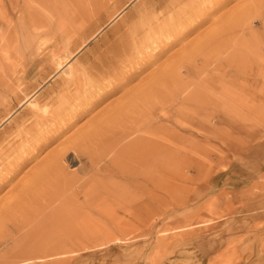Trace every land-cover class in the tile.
Wrapping results in <instances>:
<instances>
[{
  "label": "rangeland",
  "instance_id": "374dc122",
  "mask_svg": "<svg viewBox=\"0 0 264 264\" xmlns=\"http://www.w3.org/2000/svg\"><path fill=\"white\" fill-rule=\"evenodd\" d=\"M23 1L0 0V264H264V0H192L166 17L164 26L176 30L181 22L176 31L185 33L171 47L161 44L165 52L156 59L136 53L149 40L132 32L158 26L160 4L179 0ZM247 5L254 27L251 33L241 27L235 46L221 43L217 54L225 61L197 60L170 74L161 85L165 91L156 87L160 99L172 85L176 90V82L198 90L185 121L165 122L171 134L186 138L181 174L164 172L161 188L124 187L106 148L123 120L116 106L129 104L130 94L148 87L169 64L202 53L205 36L210 46L218 25ZM127 42L132 50L120 66L99 64ZM209 46L208 57L214 53ZM68 55L76 65L72 78L64 74L67 67L58 70ZM89 62H98L97 69ZM126 77L125 87L113 88ZM40 87L34 100L48 109L39 116L26 100ZM175 97L181 104L182 96ZM5 111L13 116L4 123ZM157 113L161 122L179 115L169 108Z\"/></svg>",
  "mask_w": 264,
  "mask_h": 264
},
{
  "label": "bare ground",
  "instance_id": "6f19581e",
  "mask_svg": "<svg viewBox=\"0 0 264 264\" xmlns=\"http://www.w3.org/2000/svg\"><path fill=\"white\" fill-rule=\"evenodd\" d=\"M23 1V0H22ZM32 1V0H30ZM40 1V0H39ZM86 1V0H85ZM91 1V3H93V1L95 0H89ZM135 1V0H134ZM156 1V0H155ZM192 0H179V1H176V2H172V1H168L165 5L163 3H161L160 5H163L161 8V11L159 12V14H157L158 16L161 14V16H159L155 21L153 20V24L154 22L158 24V26L154 27L152 25H149V27L147 29H139L140 31H134L132 32V35H134L135 37V33L136 34H139V32H142V38H146L147 40H149V43L147 46H142L140 48H138V50L136 51L139 52L140 54H145L147 55L149 58H154L156 59L157 57H159L163 52L162 50L164 51V49L162 48L161 44L163 45H166V48L168 47H171L173 46V44L177 43L180 39V37L182 36V34H184L182 31H176L178 26H183L181 22H179L176 26H173L176 28V30L172 29V28H168L170 26H164L166 24L165 22V19L167 16L171 15V14H174L175 15V12L176 10H180V9H185V7L189 4V2H191ZM217 1V0H216ZM229 0H225L224 3L228 2ZM19 2V0H18ZM24 2V1H23ZM164 2V0H163ZM213 3L214 0L212 1ZM165 3V2H164ZM210 3V2H209ZM221 3V2H220ZM27 4V3H26ZM64 4V3H63ZM100 4H101V1H100ZM155 4V3H154ZM217 4V3H215ZM130 4L126 5L123 9H121V11H119L114 17L111 18V20L107 23V26L112 24L113 22H115L121 15L122 13H124L125 9L128 8ZM211 5V4H210ZM214 5V4H213ZM48 6V5H47ZM86 6V5H85ZM159 6V5H158ZM218 6V5H217ZM245 6V5H244ZM242 9H240V12L239 13H233L232 16L230 14V17L228 19H226V21H222L220 23V28L221 31H219V28H217L215 30V32H220V33H217L215 36L211 37L210 38V43L211 45L209 46V44H207L208 42V37L209 35H206V39L207 41H203L201 45L202 47H207V49L205 50L204 48L201 47V49L203 50L202 53H196V54H191L190 56H185V57H182L178 60L177 63H173L172 65L169 64V66L167 68H165L158 76L156 75L153 79H151L149 82H148V87L146 86L145 89H141V90H134L133 93L130 94V103L129 104H124V101L120 102L116 107L119 108L120 111H122L124 114H122L123 116V120H121L120 122V126L116 127L115 131H112L111 132V136L109 138V140L107 141V147L106 148H109V152L112 154V157L110 158L111 162L113 163V167H115V170H116V174L119 175L121 177V180L123 182V186L124 187H132V188H142V189H145L148 185H151L153 186L154 188H158L161 186V183H159V179L158 177L160 175H164L163 173L164 172H167V173H177V174H181V172L183 171V168H185V165H186V160H187V144H186V138H182V139H178L176 134L177 132L171 134V128L169 125H166V123L168 124H171L173 125L174 123H180L185 121L184 119H186L188 116H189V113H188V110L187 109V105L188 104V100L191 99V97L194 96L195 92L197 93L198 90H196L195 92H192L189 88V85L188 83L185 81V82H182V83H177L178 84V87H176V90H175V85L171 86L170 89L168 91H170V93L168 94V96L165 98V99H160L158 98V94L155 93V90L157 89L156 87H161V85H163V83L169 79H171V76L170 74L172 75V73L175 74V70L176 73H178V71L182 68H187V66H192L194 65L195 63H197L196 61L197 60H201L202 62H205V60L207 61L208 60V63L210 61L212 62H222V61H225L226 60V57L224 56H221V55H218L217 53H220L222 51V45L221 43H227L228 45H231V46H235L236 42L239 43L238 39H236L237 37H235L236 33H239L240 32V28L243 27L246 29L247 32H250L252 31V28L254 27L252 25V22H251V15H252V12L251 10H253L251 8V6L247 5L246 7H244ZM93 7V6H92ZM212 7V6H211ZM210 7V8H211ZM28 8V7H27ZM156 8V7H155ZM82 9V8H81ZM216 7L213 9L215 10ZM218 9V8H217ZM155 12H156V9H154ZM159 10V9H158ZM203 10V9H202ZM201 10L200 13L196 14V16L199 18L202 16V13L203 11ZM211 10V9H210ZM212 10V11H213ZM219 10V9H218ZM264 10V9H263ZM181 11V10H180ZM185 11V10H184ZM211 12V11H210ZM209 12V13H210ZM27 13V12H26ZM35 13V12H34ZM197 13V12H196ZM206 13V12H205ZM23 14V13H21ZM31 14V13H30ZM29 14V16H31ZM156 14V13H155ZM179 14V13H178ZM181 14V12H180ZM207 14V13H206ZM213 13H211L210 15H212ZM216 14V13H215ZM42 15V14H41ZM64 15V14H63ZM34 16V15H33ZM32 16V17H33ZM180 16V15H179ZM205 16V15H204ZM235 16H239V17H242V20L244 19V23L242 24V20L240 21H234V17ZM27 17V16H26ZM37 17V16H36ZM47 17V16H46ZM171 17V16H169ZM193 17V20H195L194 16ZM23 18V17H22ZM28 18V17H27ZM31 18V17H30ZM29 18V19H30ZM161 18L163 21H161ZM177 18V17H176ZM180 18V17H179ZM237 18V17H236ZM32 19V18H31ZM37 19V18H36ZM40 19V18H39ZM43 19V18H42ZM192 18H189V20H186L187 22H193L191 20ZM197 19V18H196ZM34 20V19H32ZM49 20V19H48ZM152 20V19H151ZM149 20V21H151ZM178 20V19H177ZM176 20V21H177ZM200 20V18L198 19ZM38 21V20H37ZM160 21H161V25L159 26L160 24ZM234 21V22H233ZM31 22V21H30ZM29 22V23H30ZM34 22V21H32ZM63 22V21H62ZM195 22V21H194ZM193 22V23H194ZM26 23V22H25ZM35 23V22H34ZM67 23V22H66ZM69 23V22H68ZM71 23V22H70ZM74 23V22H73ZM126 23H127V20H126ZM124 23V24H126ZM132 23V22H131ZM150 23V22H149ZM192 23V26L194 25ZM196 23V22H195ZM200 23V22H199ZM246 23V24H245ZM23 24V23H21ZM31 24V23H30ZM151 24V23H150ZM190 24V23H189ZM198 24V23H197ZM7 25H10V24H7ZM37 25V24H36ZM35 25V27H36ZM131 25V24H130ZM169 25V23L167 24ZM191 25V24H190ZM26 26V25H25ZM43 26L45 27V25L43 24ZM48 26V24H47ZM46 26V27H47ZM195 26V25H194ZM23 27V25L21 26ZM30 27V26H29ZM28 27V29H29ZM32 27V26H31ZM34 27V29H35ZM120 27V26H119ZM125 27V26H124ZM123 27V29H124ZM132 27V26H131ZM139 27V26H138ZM172 27V25H171ZM188 27V25H187ZM186 27V28H187ZM27 28V27H26ZM25 28V30H26ZM127 28V27H125ZM145 28V27H144ZM183 28V27H182ZM242 28V30H243ZM19 29V28H18ZM23 29V28H22ZM121 28V30H123ZM132 29V28H131ZM126 30V29H125ZM128 30V29H127ZM126 30V31H127ZM172 30H174L172 32ZM181 30V29H180ZM185 30V29H184ZM218 30V31H217ZM19 31H22V30H19ZM87 31V30H86ZM100 31V30H99ZM98 31V32H99ZM119 31V30H118ZM126 31L124 33H126ZM225 31H229V34L228 36L224 37L223 34L225 33ZM31 32V31H30ZM96 32V31H95ZM97 32V33H98ZM128 32V31H127ZM188 32V31H187ZM84 33L86 32H83L82 35H84ZM100 33V32H99ZM98 33V34H99ZM130 33V32H128ZM214 33V31H213ZM94 34V33H93ZM97 34V35H98ZM210 34V33H208ZM52 35V34H51ZM81 35V34H80ZM95 35V34H94ZM117 35V34H116ZM122 35V34H121ZM125 35V34H124ZM130 35V34H128ZM211 35V34H210ZM115 36V35H114ZM112 36V37H114ZM119 36V35H118ZM123 36V35H122ZM131 36V35H130ZM129 36V37H130ZM80 37V36H79ZM89 37V36H88ZM94 37V36H92ZM127 37V36H125ZM128 37V38H129ZM163 37L166 38V40L164 41L163 40ZM184 37V36H183ZM36 38V36H35ZM122 38V37H121ZM136 38V37H135ZM140 37V39H142ZM83 40L82 38H79V40ZM91 39V38H90ZM123 39V38H122ZM131 39V38H130ZM112 40V38H111ZM111 40H109L108 42H110ZM118 40V39H117ZM138 40V39H137ZM136 40V41H137ZM144 40V39H143ZM119 41H123L121 39H119ZM126 40H124L123 42H125ZM134 41V40H132ZM131 41V42H132ZM135 41V42H136ZM145 41V40H144ZM227 41V42H226ZM77 42V41H76ZM83 42V41H82ZM88 42V41H87ZM107 42V43H108ZM118 42V41H117ZM244 42V40H243ZM242 42V43H243ZM245 42H247L245 40ZM78 43V42H77ZM106 43V44H107ZM119 43V42H118ZM209 43V42H208ZM241 43V44H242ZM85 44V43H84ZM110 44V43H109ZM115 44V42H114ZM117 44V43H116ZM120 44V43H119ZM76 45V43L74 44ZM81 45V43H80ZM113 45V44H112ZM121 45V44H120ZM136 47L137 45L134 44ZM224 45V44H223ZM70 46V45H69ZM106 46V45H105ZM111 46V45H110ZM109 46V47H110ZM122 46V45H121ZM131 46V45H130ZM128 45V42L124 45L123 43V48H119V46L115 47L116 48H112L113 50H115L112 54L110 58L108 57L107 58V62L105 60H102V59H99L98 61H100V65H109L110 67H113L116 65V67L120 64H118V60L120 59L121 63L122 61V58H123V55H126L129 51L131 53V47ZM140 46V45H139ZM208 46H209V51H212L214 50V53H212V55H210V57L207 56V50H208ZM251 46V45H250ZM73 47V46H72ZM112 47V46H111ZM110 47V48H111ZM75 48V47H74ZM73 48V49H74ZM79 48V47H78ZM104 48V47H103ZM133 48V47H132ZM69 49V48H68ZM81 49V48H79ZM97 49V48H96ZM100 49V48H99ZM106 49V48H105ZM112 50V51H113ZM168 50V49H167ZM183 50V49H182ZM185 50L187 51L188 48L185 47ZM205 50V51H204ZM227 50V48H226ZM69 51V50H67ZM71 51H72V48H71ZM80 51V50H79ZM102 51V50H100ZM108 51V50H106ZM111 51V50H110ZM111 51V52H112ZM74 52V51H72ZM94 52V51H93ZM99 52V51H98ZM109 52V51H108ZM107 52V53H108ZM135 52V51H134ZM165 52V51H164ZM79 53V52H78ZM92 53V51H91ZM106 53V54H107ZM76 54V53H75ZM90 54V53H89ZM95 54V53H94ZM93 54V55H94ZM104 54V53H103ZM188 54V53H187ZM218 56H217V55ZM72 55V54H71ZM77 55V54H76ZM91 55V54H90ZM92 55V56H93ZM98 55L97 53L95 54V56ZM129 55V54H127ZM135 55V54H134ZM216 55V56H214ZM108 56V54H107ZM131 56V55H130ZM133 56V55H132ZM137 56H139L137 54ZM74 57V56H73ZM96 57H99V56H96ZM95 57V58H96ZM104 57V56H103ZM106 57V55H105ZM125 57V56H124ZM129 57V56H128ZM128 57H125L128 59ZM199 57V58H198ZM72 59V56L70 57V55L67 56V59L65 61H56L58 62V65H59V68L58 70L60 69H64L65 67H67L64 71V74L67 76V77H73V74H74V71H75V66L73 64H71V59ZM88 58V57H87ZM100 58V57H99ZM144 58V57H143ZM146 58V56H145ZM59 59V58H58ZM70 59V60H69ZM97 59V58H96ZM105 59V58H103ZM92 60V59H91ZM132 60V68L134 67L133 64H134V60ZM141 61L143 59H140ZM214 60V61H213ZM217 60V61H215ZM220 60V61H218ZM88 61V60H87ZM90 61V59H89ZM137 61V60H136ZM140 61V62H141ZM175 61V60H174ZM173 61V62H174ZM181 61V62H180ZM200 61V62H201ZM84 62V61H83ZM95 62V60L93 61ZM91 63L89 62L88 64H92L90 67L92 68H96L98 67V62L97 63ZM106 62V63H105ZM128 62V61H127ZM144 62V61H143ZM129 63V62H128ZM127 63V64H128ZM139 63V61H138ZM118 64V65H117ZM125 64V63H124ZM123 64V65H124ZM198 64V63H197ZM57 65V67H58ZM130 65V64H129ZM138 65V64H137ZM141 65V64H140ZM81 66V64H80ZM136 66V65H135ZM142 66V65H141ZM109 67V68H110ZM128 67V66H127ZM131 66H129L130 68ZM83 68V67H82ZM92 68H90V70H92ZM102 68V67H101ZM107 68V69H109ZM120 68H123L122 66ZM131 68V69H132ZM80 69V68H79ZM88 69V68H87ZM111 69V68H110ZM134 69V68H133ZM83 70V69H82ZM117 70V68H116ZM122 70V69H121ZM135 70V69H134ZM138 70V69H137ZM187 70V69H186ZM77 71V70H76ZM98 71V70H97ZM118 71V70H117ZM140 71V70H139ZM104 71L100 72V73H103ZM107 72V73H106ZM110 72L112 73V70H110ZM109 71H105V75L108 74L107 77H109V75L111 76ZM125 72V71H124ZM130 73V71H128ZM88 73V72H87ZM91 73V71L89 72V74ZM95 73V72H93ZM92 73V75H93ZM116 73V72H115ZM114 73V74H115ZM132 71H131V75H132ZM136 74V72H134ZM113 74V75H114ZM125 74H128V73H125ZM95 75V74H94ZM102 75V74H100ZM121 75V74H120ZM129 75V74H128ZM130 75V76H131ZM176 75V74H175ZM178 75V74H177ZM54 76V75H53ZM97 76V74H96ZM103 76V75H102ZM127 76V75H126ZM133 76V75H132ZM52 77V75H51ZM101 77V76H100ZM99 77V78H100ZM104 78L102 79H106L105 76H103ZM123 77V76H122ZM159 77V80H157V78ZM174 78V76H172ZM93 78V77H92ZM98 80H101L99 79ZM127 78V77H126ZM132 78V77H131ZM111 79V78H110ZM117 79V78H116ZM114 79V80H116ZM119 79V78H118ZM117 79V80H118ZM124 79V78H122ZM130 79V78H129ZM162 79V81H160ZM175 79V78H174ZM201 79H203L201 77ZM75 80V79H74ZM103 80V81H104ZM113 80V79H111ZM109 81V82H112V81ZM116 80V81H117ZM125 80V79H124ZM102 81V80H101ZM128 78L124 81V82H118L115 86L113 87L114 89H120V87H123L124 85L127 84L128 82ZM160 81V82H159ZM77 82L80 83V81L77 80ZM159 82V83H158ZM65 83V88L69 89L70 88V80H66L64 81ZM78 83V84H79ZM114 83V81H113ZM169 83V82H168ZM166 83V86L169 84ZM77 84V83H76ZM109 84V83H108ZM91 85V84H90ZM101 85V84H100ZM111 85V84H109ZM107 86L110 88V86ZM113 85V84H112ZM202 85V84H201ZM82 86V85H81ZM92 86V85H91ZM102 86V85H101ZM125 87V86H124ZM80 88V87H78ZM163 89V87H161ZM173 88V89H172ZM42 89V87H40L39 89H37L34 93H32L26 100V103H28L33 109L34 111H36V115H39V113H43L45 114L47 109L48 108H43V107H40L38 105V103L34 100V98L38 95L39 91ZM96 89V87H95ZM98 90H100L101 88H97ZM104 89V88H103ZM107 89V88H106ZM112 89V88H111ZM195 89V88H194ZM197 89V88H196ZM201 89V87L199 88V90ZM94 90V89H93ZM110 90V89H109ZM164 90V89H163ZM95 91V90H94ZM103 91V90H102ZM165 91V90H164ZM80 93V92H79ZM163 93V92H162ZM176 93H179L181 96H182V99H181V104H178L177 102L179 101L178 99H176ZM74 95V94H73ZM133 95V96H131ZM98 97V96H97ZM97 99V98H96ZM93 100V99H92ZM95 100V99H94ZM91 101V100H90ZM140 101H141V104H140ZM191 101V100H190ZM88 102V101H87ZM136 108L133 107L134 104H136ZM145 103V105H150L149 106V109L143 105ZM82 104V103H81ZM89 104V103H88ZM195 104V103H194ZM199 104H201L202 106L204 105V102L202 100L199 101ZM196 106V105H195ZM49 107V106H48ZM197 107V106H196ZM160 108V110L162 109H175L179 112V115L174 118L173 120H171V117L169 116L168 117V121H163L161 122L162 119H159V115L157 113L158 109ZM78 109V108H77ZM7 111V110H6ZM5 111V112H6ZM195 111V110H193ZM102 112V111H101ZM128 114H127V113ZM160 112V111H159ZM50 113V112H49ZM161 113V112H160ZM191 113V112H190ZM196 113V111H195ZM1 114V113H0ZM6 114L4 117H2V121L5 123L6 121H8L10 118H12L13 116V113L12 112H9ZM53 114V113H52ZM114 114V113H113ZM115 115V114H114ZM161 115V114H160ZM40 116V115H39ZM50 116H53V115H50ZM110 116V115H109ZM51 118V117H50ZM55 118V117H53ZM70 118V117H69ZM192 118V117H191ZM116 120V119H115ZM110 121V120H109ZM118 121V120H116ZM115 122V121H114ZM111 123V122H110ZM113 123V121H112ZM107 125V123H105ZM57 126V125H56ZM109 126V125H108ZM114 126V125H113ZM117 126V125H116ZM175 126V125H174ZM37 127V126H36ZM102 128V127H101ZM41 129V128H40ZM110 129V127L108 128ZM117 129H122V130H117ZM102 130V129H101ZM100 130V131H101ZM54 131V130H53ZM167 132H168V136L167 138H165L164 135H167ZM87 133V132H86ZM97 133V132H96ZM95 133V135H96ZM108 133H109V130H108ZM135 135L134 137H131ZM131 137V138H130ZM100 139V138H99ZM107 139V138H106ZM26 142V141H25ZM104 144V143H103ZM203 146V145H202ZM201 146V148H202ZM12 147V146H11ZM100 147V146H99ZM204 147V146H203ZM84 148V147H83ZM97 148V147H96ZM103 148V147H102ZM98 149V148H97ZM198 149V148H197ZM99 150V149H98ZM200 150V149H199ZM197 151L198 154H200L201 152L200 151ZM94 151V150H93ZM165 152L166 153V156L165 157H162V153ZM28 153V151H27ZM204 153V152H203ZM110 155V154H109ZM111 156V155H110ZM109 156V157H110ZM202 156V155H201ZM190 157V156H189ZM193 158V156H192ZM190 159V158H189ZM48 162V161H47ZM58 162V161H57ZM56 162V163H57ZM18 164V163H17ZM50 164V163H49ZM47 165V164H46ZM14 166V165H13ZM17 166V165H16ZM51 167V165H50ZM58 167V166H57ZM13 168V167H12ZM57 169V168H55ZM189 169V168H188ZM12 170V169H11ZM192 171V170H191ZM187 172V171H186ZM56 173L58 174V172L56 171ZM188 174V173H187ZM185 175V174H183ZM115 176V175H114ZM162 177V176H161ZM145 180H149L150 183H146L144 182ZM185 180V179H184ZM174 182V181H173ZM114 183V182H113ZM146 183V185H145ZM161 188V187H160ZM42 260V259H41Z\"/></svg>",
  "mask_w": 264,
  "mask_h": 264
}]
</instances>
